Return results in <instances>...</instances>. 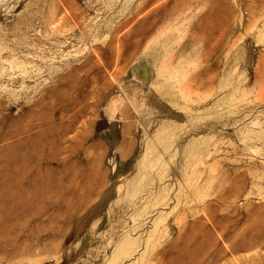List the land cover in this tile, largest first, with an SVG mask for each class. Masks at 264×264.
Segmentation results:
<instances>
[{
  "label": "rangeland",
  "instance_id": "rangeland-1",
  "mask_svg": "<svg viewBox=\"0 0 264 264\" xmlns=\"http://www.w3.org/2000/svg\"><path fill=\"white\" fill-rule=\"evenodd\" d=\"M0 264H264V0H0Z\"/></svg>",
  "mask_w": 264,
  "mask_h": 264
}]
</instances>
